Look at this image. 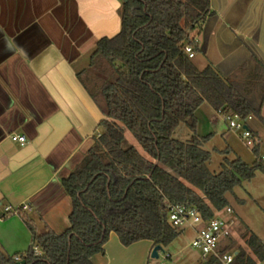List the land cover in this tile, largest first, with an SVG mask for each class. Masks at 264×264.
Segmentation results:
<instances>
[{
	"label": "trees",
	"instance_id": "16d2710c",
	"mask_svg": "<svg viewBox=\"0 0 264 264\" xmlns=\"http://www.w3.org/2000/svg\"><path fill=\"white\" fill-rule=\"evenodd\" d=\"M209 7L210 0H121L119 31L99 38L87 67L77 72L103 117L94 144L61 180L71 201L68 227L38 232L20 211L30 244L14 255L0 247V264H93L112 232L123 245L145 239L166 248L183 230L168 222V203L193 207L208 220L230 207L227 195L242 181L264 172L261 143L251 148V164L235 158L218 172L207 166L203 143L211 135L196 133L201 104L264 125V85L250 97L254 87L222 77L211 65L198 69L183 50L189 43L198 51L190 32ZM182 123L191 131L185 141L173 137ZM126 132L139 148L128 144ZM238 224V236L230 235L219 252L234 251L232 264L263 261L262 240ZM201 264L221 263L212 255Z\"/></svg>",
	"mask_w": 264,
	"mask_h": 264
},
{
	"label": "crops",
	"instance_id": "0c3cea01",
	"mask_svg": "<svg viewBox=\"0 0 264 264\" xmlns=\"http://www.w3.org/2000/svg\"><path fill=\"white\" fill-rule=\"evenodd\" d=\"M120 5L0 0V205L27 204L23 213L38 232L68 227L71 201L61 180L94 144L103 117L77 72L87 67L99 38L119 31ZM192 32L198 51L191 60L198 69L211 65L222 77L254 87L250 97L257 94L264 85V0H210L209 13ZM12 134H24L25 144L12 141ZM30 241L18 214L0 219L6 254L24 252ZM153 246L145 239L123 245L112 232L92 263L160 264L150 256ZM193 250L195 256L186 253L181 264L203 262Z\"/></svg>",
	"mask_w": 264,
	"mask_h": 264
},
{
	"label": "rangeland",
	"instance_id": "374dc122",
	"mask_svg": "<svg viewBox=\"0 0 264 264\" xmlns=\"http://www.w3.org/2000/svg\"><path fill=\"white\" fill-rule=\"evenodd\" d=\"M79 67H82V65H79ZM195 117L197 135L201 137L211 135L210 139L203 143V148L210 153L207 166L211 172H218L221 168V163L225 159L240 158L248 164L253 162L255 156L251 148L245 145L237 131L229 129L228 125L219 118L218 112L208 103H203L196 109ZM249 124H254L256 127L255 129L261 143L260 155H262L264 154V125L257 118L251 119ZM190 135L191 131L188 126L182 123L174 131L173 137L177 140L185 141ZM126 137L128 144L139 148L136 141L127 132ZM227 197L237 220L243 221L264 243V172L257 171L252 179L242 181L241 185L237 186L233 193L228 194ZM66 224H68V218ZM58 227L60 230L57 233H60L63 228ZM237 229H239V225ZM237 231L234 233L235 237L238 236ZM193 237V228L188 226L183 228L171 244L159 251V257L156 260L160 264H181L180 260L186 253L192 252V255L196 254L190 246ZM177 248L181 250L178 254L176 252ZM166 254H171L172 257L164 258ZM257 264H264V260Z\"/></svg>",
	"mask_w": 264,
	"mask_h": 264
},
{
	"label": "built area",
	"instance_id": "2783aa9c",
	"mask_svg": "<svg viewBox=\"0 0 264 264\" xmlns=\"http://www.w3.org/2000/svg\"><path fill=\"white\" fill-rule=\"evenodd\" d=\"M192 40L196 43V39L192 38ZM183 50L188 58L194 57L195 52L191 44H185ZM217 112L219 118L228 125L229 129L239 133V137L246 146L252 148L260 143L259 137L248 125L249 121L253 119L251 115L243 118L236 113ZM11 139L21 145L26 142L24 134H12ZM258 160L264 161V154L260 155ZM26 209H29L27 204L18 206L0 205V219L17 215L20 211ZM166 216L168 222L177 229L181 230L188 226L195 230L190 246L199 251L202 260H206L213 255L218 258L221 264H232L234 251L219 252V247L226 243L227 238L234 233L238 225V220L231 207H226L214 217L203 220L199 212L193 207L168 203L166 205ZM36 254H40V250L37 248ZM169 256V254H166L164 258Z\"/></svg>",
	"mask_w": 264,
	"mask_h": 264
},
{
	"label": "water",
	"instance_id": "95a60500",
	"mask_svg": "<svg viewBox=\"0 0 264 264\" xmlns=\"http://www.w3.org/2000/svg\"><path fill=\"white\" fill-rule=\"evenodd\" d=\"M160 249H161L160 245H154L151 249L150 256L152 258H158ZM18 264H25V262L21 260L20 262H18Z\"/></svg>",
	"mask_w": 264,
	"mask_h": 264
}]
</instances>
